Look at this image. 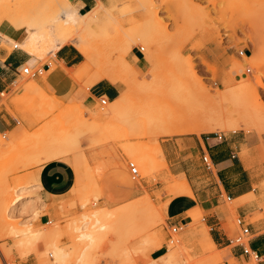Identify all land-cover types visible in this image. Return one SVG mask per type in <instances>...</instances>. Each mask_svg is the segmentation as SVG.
Returning a JSON list of instances; mask_svg holds the SVG:
<instances>
[{
    "label": "rangeland",
    "instance_id": "rangeland-1",
    "mask_svg": "<svg viewBox=\"0 0 264 264\" xmlns=\"http://www.w3.org/2000/svg\"><path fill=\"white\" fill-rule=\"evenodd\" d=\"M61 1L76 7L70 0ZM12 4L14 1L10 4L13 7ZM104 7L111 11L112 21L107 26L109 29H99H103L99 33L101 35L92 38L95 45L110 42L106 53L115 62L116 56L111 51L119 48L118 41L123 37L133 38L129 39L132 40L131 51L126 55L132 69L129 72L117 64L114 67L115 73L126 84L127 102L121 108H109L108 103L101 106L98 98L89 97L91 87L88 89V81L100 68L108 69L105 58L82 81L72 80L75 91L65 101L45 93L46 97L34 78L21 72L10 93L0 98V104L5 105L20 122L15 130L0 137V141L5 143L0 151V207L10 200L9 197H15L13 189L18 185L24 186L28 182V185H33L23 197L35 199V208L24 213L18 211L14 220L9 222L17 227L30 224L34 231L41 233L53 229L52 241L66 253L67 264H75L81 257L87 264H149L151 258L175 249L178 256L168 264H223L227 250H217L216 247L203 250L206 244L195 233L203 223L204 213L199 210L187 233L174 234L173 242H169L170 226L166 223L165 207L175 198L167 201L173 194L170 185L177 181L173 179L177 175L167 171L155 148L156 139L160 143V140L170 137H158V130L151 129L150 125L153 119L165 112L183 106L182 110H188L189 106L200 105L207 95L214 101L208 103H215L213 107H223L226 101L228 103L224 105L229 106L235 100L244 107L264 109V0H111ZM99 8L98 3L94 9ZM13 9L8 15L11 20L19 18V7L16 13ZM27 9L42 15L51 13L52 6L50 0H29ZM146 9L153 18L156 16L159 28L145 25L143 17ZM1 29L20 34L7 20L0 22ZM99 31L96 30V34ZM3 37L8 39L5 34ZM9 40L15 41L12 38ZM140 40H149L151 46L148 47L145 41H142L145 44L140 43ZM4 46L11 50L13 43ZM143 46L145 50L140 53L138 50ZM117 51L124 53L121 48ZM239 51H243V57L255 53L259 57L257 68H254L252 60H248V63L252 62L248 64L244 58H238ZM133 54L144 62L142 72L130 62L129 55ZM52 59L50 56L40 59L37 68L49 62L51 70L55 65ZM189 63L191 71L186 65ZM247 67L251 68L248 73L245 70ZM179 68L184 70L185 77L180 74ZM48 71L43 72L41 78L45 79ZM192 71L200 82L192 77L190 80ZM222 78L229 82L225 87L221 85ZM261 84L262 87L259 86ZM252 88L262 93L261 99L247 97V90ZM202 104L208 106L204 102ZM197 108L194 110L199 113L200 108ZM223 108L232 109L230 106ZM214 133L237 142L254 138L260 140L264 136L261 128L225 129L201 136L210 137ZM200 157L187 161L178 159L176 162L194 164L190 179L197 186H204L212 181L211 172L214 173V170H206ZM57 159L70 162L75 171V183L68 197L60 199L56 206L46 207L38 193L37 174L33 170ZM128 162L137 167L140 174L138 180L130 178ZM91 178L98 190L92 187ZM261 187L264 188V182ZM94 193H99V196H94L97 195ZM241 200L244 205L255 201V196L249 194ZM125 205L130 209L127 216H121L123 220L118 217L121 220L116 219L106 229L95 232L94 242L83 243L76 231L83 216L90 217L97 209L104 208H113L110 211L117 214L123 212L119 208H127ZM261 207L264 209V203ZM220 209L226 211H223L225 221L222 228L229 238H233L238 232L236 207L223 195ZM247 217V221L254 222L260 215L255 213ZM0 224V264H47L53 260L50 254L40 258L44 252L52 254L44 241L38 240L34 245L21 247L17 243L21 237L15 238L10 226ZM153 235L161 237V242L157 243L160 254L150 253V246L148 249L142 245ZM184 236L191 237V241L184 240ZM157 262L162 264V256ZM233 262L229 261L230 264ZM251 263L254 264V260L245 264Z\"/></svg>",
    "mask_w": 264,
    "mask_h": 264
},
{
    "label": "bare ground",
    "instance_id": "bare-ground-1",
    "mask_svg": "<svg viewBox=\"0 0 264 264\" xmlns=\"http://www.w3.org/2000/svg\"><path fill=\"white\" fill-rule=\"evenodd\" d=\"M12 1H14V4L12 5L14 7L13 10H15V13L18 12L17 6L19 7V18L15 17V19L13 20L9 19V16H10L9 13L11 12L10 14H12L11 8L13 7L10 5ZM28 1L29 0H0V22H2L3 20H7L13 27L17 29V32L20 31V35H18L19 37L16 42L9 40V38L8 39L6 38V39L9 40L11 43H13V46L14 45L19 46L21 50H23L30 56V61H29L30 64H33L44 57H48V56L54 57L56 51L64 45L73 46L83 58V61L77 66L70 68V69H66L70 78L76 82L82 81L89 74L93 73L94 67L98 66L101 60L105 58V62L108 66V69L100 68V70H98L97 72H94L92 78L88 81L87 86L89 89L90 87L97 84L101 80H107L111 83H114L115 86L119 90V96L114 101L108 102V107L109 108H121L127 102L129 95H128L127 90L125 89L126 84L121 81L118 73H115L114 67L117 64L129 72L132 69L131 65H129L126 61V55L129 54V52L131 51L130 42L132 40L130 41L129 39H133V38L130 37V34H127L128 37H130L129 39H124L123 37V39L118 41L120 45L119 48L123 49L124 53L122 54L118 53L117 51L119 49L118 47H117V50L115 49L114 51H111L116 56L115 62H112L110 55L106 53V49L109 47L110 42H107L105 45H102V46L100 45L97 46L95 45L92 39L95 35H96L95 37H97L98 35H101L99 33L100 31L104 29L103 27H106V29L110 28V27L108 28L107 26H110L109 23L112 21L111 11L107 10L101 3H99V6H100L99 9L93 8V9L88 10L87 12L80 13L78 10V7H72L69 4L63 3L61 0H50L51 6H52L51 13L41 15L38 13H32L31 11L27 9ZM146 7L147 6H145L144 8ZM151 15L149 14V10H147L146 14L143 17V21L145 25L148 28L150 27L159 28L160 22L156 19V16L155 18H153ZM101 28L103 29L99 31V29ZM96 30L99 31L97 34H96ZM108 31L109 30H106L105 32L109 33ZM143 31H140L139 33ZM133 33H135V31ZM106 35H109V34H106ZM139 37H140V34H139ZM3 38L5 39V37ZM142 41H145L148 47L151 46V42L149 40H142ZM142 41L140 40V43H142ZM145 43H142V44H145ZM144 48L145 47L143 46L142 49L145 50ZM254 55L250 57L248 56L243 57L238 54V58H241L242 60L244 59L247 60V63H248V60L249 61L252 60L254 68H257L259 57L256 56L255 53ZM148 58L150 60L152 59L150 55L148 56ZM235 59H237V57ZM134 60H136V58H134ZM237 64H234L233 66L237 67ZM186 65H188L189 70L191 71L190 69L192 67L191 64L189 63ZM249 66H252V65H249ZM59 67H62L65 69V67H63L62 65L60 66L54 65L53 68L48 71V73H50L51 71L55 69H58ZM242 68L244 69V67ZM183 69H186V68H183ZM249 69L251 68L247 67L245 70H249ZM179 70H181L179 72L182 76L186 74V73H183L184 70H182V68H179ZM185 72L189 73L187 69L185 70ZM192 72L190 75L188 74L190 76V80L192 77V79L198 82L200 78L197 77L194 72L192 74ZM228 83L229 82L226 78L221 79V85H223L224 87L227 86ZM259 86L262 87L263 85L261 84ZM85 90L87 91V88ZM41 91L43 93L42 89ZM43 94L45 95V93ZM261 94L262 93L255 88L247 90V97L253 96L256 100L261 99L262 97ZM207 97L206 99H209V100L205 99L202 102H204L208 106L204 107L202 102H200L201 103L200 105H202V107H199L200 105L189 106L190 109L188 107L187 108L188 110H186V108L182 110L181 108H183L184 107L183 106L181 108H177L172 111L165 112L152 120L150 128L151 129L153 128L154 130H158V137L159 136L171 137V136H181V135H200L203 133L217 132L218 130H225V129L236 131L241 128L247 129V130H250V129L258 130V128H261L264 130V109H260V108L253 109L249 107H244L241 104L237 103L235 100L230 102L231 104L229 106L232 108L231 110H229L230 108L229 109L223 108V107H227V108L229 107L228 104L227 106L224 105L228 103L227 101L222 104L223 107H220L221 105L220 106L217 105V107H215L214 105L213 107L212 105L215 103L213 104H208V103L214 102V101L211 100L212 98H210V96L208 98ZM56 103H57V100H56ZM209 105L212 107H210ZM52 107L53 105L51 103L50 108ZM191 107H194V109L199 107L200 108L199 113L197 110L195 111L193 108L192 110ZM203 107H204V112H202ZM205 108H207L208 111ZM184 110H186L187 112ZM192 111L194 112L190 113ZM195 112L198 114H196ZM120 134H122V132ZM1 136L2 135H0V137ZM3 143H4L3 140L0 141V151L3 150L2 148ZM155 148L157 150V153L159 154V157L162 163L164 164V166L166 167L168 171V166H167L163 151L157 139H156ZM99 170H96L97 173L100 172ZM97 173L95 172V174ZM99 177L97 176V178ZM173 179H177V181H175V183L173 182V184L170 185V187L173 189V194L169 196V199L167 201L177 196H183V195L192 196L190 186L187 180L185 179L184 174L177 175ZM91 180H93V183H91V185H93L94 179L91 178ZM25 184H23L24 186L18 185L17 186L18 188L17 187L14 188L13 190H14L15 197L14 196H12L11 198L9 197L10 200L6 202L2 207H0L1 208L0 223H4L7 226H10L11 228L9 229H11V233L14 235L15 238L21 237V239L17 241V243L21 247H27V246L34 245L35 242H37L38 240L44 241L46 243V247L48 248V250L50 249L52 251V254L44 252L43 255L40 256V258L43 259L47 254L48 255L50 254L51 255L50 257H53V260L48 261L47 264H67L66 253L61 248H59L54 243V241H52L53 234H54L53 229L49 230V232L41 233L38 231H34L30 224L29 225L26 224L22 227H17L15 223H12V221L9 222L10 219L14 220L13 218L15 217V213L17 214L18 211H21L22 213H24L27 210H33L35 208V203H36L35 199L29 198V197H23V194L25 192H28L27 190L32 188L33 185H28L29 182ZM92 187L98 190L96 184H94ZM94 194H97V195H94ZM94 194H93L94 196H99L98 195L99 193H94ZM231 203L236 208L243 205V201L241 199L231 201ZM125 204H128V203H125ZM120 206H124V204L119 205V207ZM129 209L130 208L128 207L124 209L119 208V211L123 210V212L120 211L119 212L120 214L117 213L118 216L115 212L110 211L109 209H105V208L100 209V210L97 209L96 212H94L90 217L83 216L81 218L80 225L76 229V231L80 233L79 238L83 241V243L91 244L95 240L96 231L104 230L107 227H109V225L114 224L116 219H118V217L121 218V216L122 217L127 216L126 214L127 212H129ZM124 210L126 212H124ZM198 210H199L198 208H195L189 212V216L191 217L192 221L195 220V218L197 217ZM6 218L8 219L6 220ZM121 219H118L117 221ZM203 223L200 225V229L196 230L195 233L200 238V240L204 244H206V247L203 250L208 251L211 248L212 249L215 248V245L213 244V242L210 239V236L208 235V229L206 225H204ZM159 242H161V237L159 235H155V236L153 235L147 240H145L142 243V245H144L145 247L150 246V250H149L150 253H154L160 250V248L157 246V243ZM48 250H46V252ZM32 252L36 254V251L32 250ZM161 256H162V264H168L177 258L178 252H177V249L170 250L167 254H163ZM159 258L160 256L157 258H153V259L151 258V262L149 264H158L157 259ZM83 260L86 261L85 258L82 259L81 257L75 264H85V263L87 264V262L84 263ZM254 264L256 263L254 262Z\"/></svg>",
    "mask_w": 264,
    "mask_h": 264
},
{
    "label": "crops",
    "instance_id": "crops-1",
    "mask_svg": "<svg viewBox=\"0 0 264 264\" xmlns=\"http://www.w3.org/2000/svg\"><path fill=\"white\" fill-rule=\"evenodd\" d=\"M110 2L111 0H70L71 4L78 7L80 13L95 8L98 3L105 6ZM0 34L2 35V37L0 35V94L4 95L10 93L11 87L19 80L25 66L34 69L40 61L30 64V56L19 46L17 49L12 47L11 50L4 46L10 45V41L3 38L4 34L15 41L20 34L16 35L2 29ZM129 60L140 72L145 68L141 57L133 54L129 55ZM51 61L56 66L62 65L65 69L59 67L48 73L45 79L35 76L34 80L44 93L65 101L75 91V85L66 69L80 64L81 55L73 46L64 45L56 51ZM50 67L48 62L41 66V69L46 73ZM88 95L94 98L103 96L112 102L118 98L119 90L115 85L101 80L89 89ZM19 123L5 105H0V135L4 136L12 132ZM201 135L171 136L160 140V146L169 167L168 172L170 171L173 175L184 174L192 192V196H177L167 203L166 223L177 227L179 233L185 235L188 226L192 224L189 212L198 208L204 213L203 224L206 225L208 235L217 250H227L228 254L223 264H230V260L234 261L233 264L249 263L250 259L242 256L239 247L229 245L230 238L222 228L225 211L223 209V212L220 207L223 204V195L227 201H234L253 194L255 201L237 207L235 212L238 217L245 220V225L249 229L248 247L259 256L256 264H264V209L261 207L264 203V197H262L264 188L261 187L264 182V136L260 140L254 138L237 142L225 136L219 140L214 136ZM200 155L201 161L203 155L209 158L210 168H207L202 161L205 169L210 172L211 168L214 170V173L211 172L212 181L204 186H197L190 179L191 172L195 168L194 164L186 162L181 165L176 162L178 159L180 161L196 159ZM33 172L37 174L38 193L46 207L56 206L60 199L68 197L75 183V171L70 162L64 159L48 162L34 169ZM255 213H258L260 217L254 222L247 221L246 217ZM191 239L189 236H184V240L191 241ZM160 252L159 250L154 253L160 254Z\"/></svg>",
    "mask_w": 264,
    "mask_h": 264
},
{
    "label": "built area",
    "instance_id": "built-area-1",
    "mask_svg": "<svg viewBox=\"0 0 264 264\" xmlns=\"http://www.w3.org/2000/svg\"><path fill=\"white\" fill-rule=\"evenodd\" d=\"M68 1V0H66ZM18 46L14 45L13 49H17ZM140 53H142V48H140L138 50ZM240 56H243L244 53L243 51H239L238 53ZM249 70L246 71V73H248ZM22 73L24 75H27L31 78H34L35 76H41L43 71L41 68H24L22 70ZM3 96V94H0V98ZM99 103L101 106L106 105L109 101L103 97L100 96L98 97ZM2 105V104H0ZM214 137H216L217 139L221 140L223 138V135L219 134V133H214L213 134ZM202 161L203 163H205L207 168L211 167L209 158L207 155H203L202 157ZM128 170H129V175L130 178L135 181L138 180L140 178V174L138 172L137 167L135 166V164L133 162H128L127 164ZM236 223V227L238 228V232L237 234L233 237L230 238L228 243L229 245H231V247H239L241 249V254L242 256H245L247 258H249L250 260H254V262L256 263L259 260V256L256 254V252L252 251L249 247H248V241L250 239V233H249V229L247 227V225H245V220L241 217H237L235 220ZM170 234H169V242H173V236L174 234L179 233V230L177 227L175 226H170Z\"/></svg>",
    "mask_w": 264,
    "mask_h": 264
}]
</instances>
